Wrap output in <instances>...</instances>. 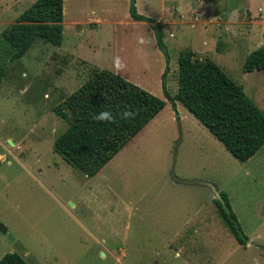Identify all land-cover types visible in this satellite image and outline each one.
<instances>
[{
    "label": "rangeland",
    "instance_id": "rangeland-1",
    "mask_svg": "<svg viewBox=\"0 0 264 264\" xmlns=\"http://www.w3.org/2000/svg\"><path fill=\"white\" fill-rule=\"evenodd\" d=\"M133 1L139 13L167 21L163 51L170 56L172 94L179 53L191 49L217 62L264 109V71L243 68L248 54L264 46V0ZM31 5L22 2L0 20V259L16 252L29 264H264V249L238 243L209 188L170 178L180 117L176 174L216 183L246 238L264 245V145L240 161L180 102L176 115L158 82L128 65L137 43L144 50L135 51L136 59H152V40L147 44L135 26L123 22L116 33L112 27L116 37L111 25L87 26L85 36L100 47L81 53L91 52L89 59L108 69L117 60L125 74L164 98L165 107L94 176L55 151L68 125L54 108L97 63L72 54L68 25L61 45L37 39L11 59L2 31ZM108 34L115 39L111 52L104 49Z\"/></svg>",
    "mask_w": 264,
    "mask_h": 264
},
{
    "label": "trees",
    "instance_id": "trees-1",
    "mask_svg": "<svg viewBox=\"0 0 264 264\" xmlns=\"http://www.w3.org/2000/svg\"><path fill=\"white\" fill-rule=\"evenodd\" d=\"M130 15L146 21L155 31L162 49L163 24L137 11L131 0ZM64 0H36L2 32L11 59L25 55L37 39L61 45L64 39ZM165 53V52H164ZM162 90L176 115L177 102L185 106L240 161H247L264 145V109L260 108L213 59L199 58L191 49L178 56V91L167 86L170 56L165 53ZM246 72L264 71V46L251 51L243 65ZM5 75L0 66V82ZM113 71L92 66L87 79L65 97L54 111L67 122L54 141V149L74 168L96 175L135 135L163 110L166 100ZM101 113L109 118L98 119ZM224 203L214 198L220 214L239 244L247 238L232 210L228 195ZM0 264H29L19 253H6Z\"/></svg>",
    "mask_w": 264,
    "mask_h": 264
},
{
    "label": "crops",
    "instance_id": "crops-1",
    "mask_svg": "<svg viewBox=\"0 0 264 264\" xmlns=\"http://www.w3.org/2000/svg\"><path fill=\"white\" fill-rule=\"evenodd\" d=\"M27 1H32L33 3V0H0V20H3L4 17H6L9 14V12L18 11L17 10L18 6L22 2H27ZM130 5H131V0H64V22H63L64 31L67 34L66 26L68 25L69 26L68 39L70 40V43L74 47V51H72V54H74L77 57H80L82 60L88 62L89 64L93 65V63H97L94 66L108 69L107 68L108 64L106 63L99 64V62H94L90 60L89 57H93L91 52L86 54L81 53V50L87 49V47L92 49L93 51L99 49L100 47L98 44V40H94L93 38H88L85 36L87 26H90L92 29H96L98 28L99 25L108 24L111 25V31L113 27L114 33H116L115 26L123 22L127 23V25L135 26L136 27L135 31L138 34H140L141 31L143 32L142 35L146 38L145 41L147 44L149 43V39L152 40L151 53L153 60L147 54L146 57L144 55H141L142 56L141 61L136 59L137 56L135 54V51L144 50V48L140 46V43H137L136 50H133V54L132 52H130V56L133 59L132 58L129 59L130 64L128 65L134 71H141L142 76H145L150 81L151 80L157 81L159 87L162 88V74L166 66V57L164 51L159 47L157 40L155 39L154 41L156 35H155V31L152 29L150 24L146 21L134 20L131 17ZM142 13L143 15L145 14V16L147 15L149 17L148 13L146 12H142ZM172 14L173 16L177 17L178 16L177 10L172 12ZM161 23L163 24V29H164V25H166L165 23H167V21L163 19ZM108 30H110V26ZM114 33L113 36L116 37V34ZM71 39H73L74 42L73 41L71 42ZM105 40L106 41L104 43V49L109 50L113 48L114 51L116 49L115 39L114 38L112 39L110 37V34H108ZM144 46L145 43L143 41V47ZM109 52L111 51L109 50ZM194 52L197 56V51ZM110 57H112V53H110ZM114 57H115V53H114ZM199 58H203V57L200 56ZM109 60H111V58H109ZM117 64L118 62L116 60L115 64H113V66H111L110 68L111 71L124 77L129 81L131 80V82L137 85L140 84L141 87L143 86L141 82L136 81L135 78L125 74V72H123V69H121V66H118ZM129 74L133 76L132 73L129 72ZM157 94H159V92ZM177 109H178V104H177ZM247 243L248 242H246V244ZM249 246H254V245H249Z\"/></svg>",
    "mask_w": 264,
    "mask_h": 264
},
{
    "label": "water",
    "instance_id": "water-1",
    "mask_svg": "<svg viewBox=\"0 0 264 264\" xmlns=\"http://www.w3.org/2000/svg\"><path fill=\"white\" fill-rule=\"evenodd\" d=\"M164 51H166V47H162ZM177 121V127H178V139L175 141V145H174V149H173V158H172V163L170 166V178L173 182L175 183H181V184H187V185H200V186H204L210 189V191L212 192L213 196L215 199L221 201L222 203L225 204L223 196H222V190L218 187V185L212 181L209 180H203V179H185L180 177L178 174H176L175 172V161H176V152H177V147L179 145V143L181 142L182 139V122H181V118L177 117L176 118ZM247 242L251 245L257 246L259 248L264 249V245L258 244L257 242L251 240V239H247Z\"/></svg>",
    "mask_w": 264,
    "mask_h": 264
},
{
    "label": "clouds",
    "instance_id": "clouds-1",
    "mask_svg": "<svg viewBox=\"0 0 264 264\" xmlns=\"http://www.w3.org/2000/svg\"><path fill=\"white\" fill-rule=\"evenodd\" d=\"M109 118V114L108 113H101L98 117V119H107Z\"/></svg>",
    "mask_w": 264,
    "mask_h": 264
}]
</instances>
